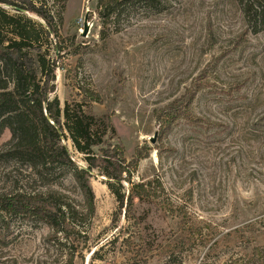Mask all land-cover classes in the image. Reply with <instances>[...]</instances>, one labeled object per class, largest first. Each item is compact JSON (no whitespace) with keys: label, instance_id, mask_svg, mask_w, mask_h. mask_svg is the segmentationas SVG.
I'll use <instances>...</instances> for the list:
<instances>
[{"label":"rangeland","instance_id":"obj_1","mask_svg":"<svg viewBox=\"0 0 264 264\" xmlns=\"http://www.w3.org/2000/svg\"><path fill=\"white\" fill-rule=\"evenodd\" d=\"M42 2L55 13L61 6L60 0ZM166 4L159 14L142 6L126 11L120 31L110 28L103 40L96 1L66 0L60 36L41 33L43 44L57 41L72 50L58 61L52 97L62 107L76 99L87 114L105 120V138L122 144L127 159L142 146H160L161 152L153 149L141 161L134 180L160 177L173 201L185 205L195 229L181 250L184 264H234L237 259L247 264L242 257L264 245V30L246 32L245 19L228 0ZM86 16L89 30L82 36ZM213 59H218L219 76H210L211 85L199 92L192 111L210 118L214 128L195 127L182 118L163 133L157 112L184 97ZM83 88L96 92L102 103ZM10 138L9 129L0 135V191L38 187L26 167L4 154ZM65 142L78 165L86 166L71 139ZM90 181L95 214L85 228L90 240L77 244L76 264H123L130 255L124 243L128 236L145 245L148 264H159L184 236L181 219L156 200L135 197L131 218L123 215L114 224L118 203L106 178L93 173ZM74 184L68 174L60 188L81 200ZM50 232L35 221L13 219L3 233L12 244H0V264H64L63 250L47 241Z\"/></svg>","mask_w":264,"mask_h":264},{"label":"trees","instance_id":"obj_2","mask_svg":"<svg viewBox=\"0 0 264 264\" xmlns=\"http://www.w3.org/2000/svg\"><path fill=\"white\" fill-rule=\"evenodd\" d=\"M95 1L103 26V40L108 38L110 28L120 31L122 16L132 8L142 6L158 14L167 10V0ZM228 1L245 19L249 27L246 32L251 29L258 34L264 30V0ZM60 2V9L55 13L42 0H0V135L6 129L11 132L3 151L27 168L32 183H39L29 190L15 187L11 191H0V244L3 247L12 244L3 233L10 229L13 219L35 221L50 228L47 241L64 251L61 252L64 264H76L81 254L77 244L90 240L85 228L95 214V192L90 179L96 173L106 178L107 186L116 197L118 209L114 224L120 222L123 215L131 218L135 197L156 200L165 211L181 219L184 236L177 237L176 244L167 250L159 264H184L181 250L187 244V236L195 229L188 220L185 205L173 201L160 177L134 180L141 161L149 158L153 149L161 152L160 146H142L127 159L122 144L105 138V120L87 114L83 103L76 99L66 101L62 107L60 99L52 97L57 90L58 61L72 50L57 41L53 45L43 44L41 33L46 38L60 36L58 25L63 22L66 0ZM32 15L41 19L44 26L34 22L29 17ZM75 38H72L73 46ZM212 43L210 41L209 45ZM218 67V59L210 61L201 76L187 88L184 97L173 100L157 112L163 133L182 118L195 127L205 126L208 131L214 128L210 118L192 111V104L199 92L211 85L210 76H219ZM83 91L92 101L102 103L96 92L88 88ZM247 98L245 94L242 99ZM68 139L83 155L86 166L78 165L65 142ZM68 174L72 175L73 190L79 193L81 200L60 188ZM127 184L131 185L128 189ZM124 243L130 255L123 264L149 263L142 241L134 242L128 236ZM241 260L247 264H264V245L254 246ZM234 264H240L239 260Z\"/></svg>","mask_w":264,"mask_h":264},{"label":"water","instance_id":"obj_3","mask_svg":"<svg viewBox=\"0 0 264 264\" xmlns=\"http://www.w3.org/2000/svg\"><path fill=\"white\" fill-rule=\"evenodd\" d=\"M88 30H89V24H88V18H87V16H86V18H85V23H84V29H83V31L81 32V35L82 36H86V34H87V32H88ZM56 125V124H55ZM151 143H156V141H157V138H156V136H154L153 138H151Z\"/></svg>","mask_w":264,"mask_h":264}]
</instances>
